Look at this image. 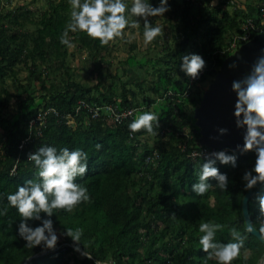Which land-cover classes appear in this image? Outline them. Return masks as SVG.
<instances>
[{
	"label": "trees",
	"instance_id": "obj_1",
	"mask_svg": "<svg viewBox=\"0 0 264 264\" xmlns=\"http://www.w3.org/2000/svg\"><path fill=\"white\" fill-rule=\"evenodd\" d=\"M46 1V9L37 15L26 5L7 9L9 0H0V264H110L111 259L113 264H218L201 249L198 225L208 219L222 223L216 238L225 240L231 238L233 225L243 230L242 202L248 189L242 175L253 164L255 153L237 152L235 168L217 162L228 173L227 190L214 187L195 194L191 184L206 158H190L192 150L203 147L193 114L204 95L198 85L211 83L223 61L245 43L238 40L234 48L222 52L247 18L259 21L260 5L242 8L239 1L218 0L210 8L208 0H169L171 9L163 17L171 38L161 31L154 39L161 52L139 58L137 45L130 44L129 56L121 62L143 73V78L156 79L138 80L134 90L121 74L104 71L102 62L119 38L100 44L84 32H70L76 50L85 52L93 64L90 74H97L93 85L79 81L70 65L75 52L59 39L69 19L70 0ZM149 19L157 24L156 17ZM140 29L143 34L142 24ZM187 52H199L207 62L206 73L193 86L185 73L178 75L179 57ZM23 71L28 73L26 83L20 79ZM187 89L191 93L184 97ZM20 92H26L24 99ZM13 101H18L19 110L9 119L5 111ZM107 107L117 112L155 111L159 126L132 134L128 123L134 117L118 123ZM40 110L47 118L45 127L31 126ZM44 143L81 147L89 154V171L81 182L91 199L70 211L56 209L52 219L58 231L83 228L81 242L91 257L81 253L71 257L75 246L67 235L54 250L27 247L19 237L20 217L8 203L7 193L25 179L35 178L28 154ZM261 194L264 182L255 186L249 201L252 220L259 216ZM246 245L251 249L248 259L242 252L233 264H259L264 243L249 234Z\"/></svg>",
	"mask_w": 264,
	"mask_h": 264
},
{
	"label": "clouds",
	"instance_id": "obj_2",
	"mask_svg": "<svg viewBox=\"0 0 264 264\" xmlns=\"http://www.w3.org/2000/svg\"><path fill=\"white\" fill-rule=\"evenodd\" d=\"M70 7L69 19L59 39L62 44L74 47L70 32H84L89 37L97 38L100 44H108L116 38L124 37L126 29L141 24L144 43L148 44L162 31L161 26L149 17L164 16L170 11L171 4L169 0H158L155 5L153 0H70ZM232 40L228 41L223 53L229 51ZM179 61L180 70L191 79L197 78L207 63L199 52L184 53ZM230 67H235V62ZM232 90L237 97L234 106L236 125L244 130L243 144H238L237 148L241 153L250 150L255 153L253 164L242 175L244 188L251 189L258 182H264V49L252 64L249 73L233 80ZM132 111L138 113L128 123L132 134L141 129L152 132L154 126H159L160 116L157 112L130 110V113ZM228 131L226 127L219 128L221 134ZM101 146L97 144L98 148ZM27 159L34 162L35 178H27L23 183L17 184L16 189L7 193L6 197L20 217L17 227L19 237L26 241L27 247L41 246L44 250H54L60 236L67 235L73 240L76 251L91 257L81 242L83 228L65 227L58 231L52 219L56 209L70 211L81 202L91 199L88 187L81 182L89 171L88 152L81 147H58L56 144L44 143L30 152ZM218 161L235 168L238 153L224 149L208 153L200 165L198 179L191 184L192 192L202 195L214 187L228 189V173L220 170ZM257 200L260 210L258 218L252 220L242 214L243 230L233 225L229 239L216 238L217 231L224 228L222 223L212 219L200 221L198 229L201 235L198 243L206 253V258L214 259L218 264H233L243 252L244 259L247 260L251 252L246 245L247 236L255 234L264 241V194L259 195ZM33 220L41 223L34 226L31 223ZM97 264L101 262L97 261ZM259 264H264V256L259 259Z\"/></svg>",
	"mask_w": 264,
	"mask_h": 264
},
{
	"label": "water",
	"instance_id": "obj_3",
	"mask_svg": "<svg viewBox=\"0 0 264 264\" xmlns=\"http://www.w3.org/2000/svg\"><path fill=\"white\" fill-rule=\"evenodd\" d=\"M262 49H264V33L256 35L251 41L241 45L237 51L223 61L200 104L194 108V118L196 126L200 130L201 145L217 149L231 148L240 152L237 145L243 144L244 130L236 125L234 106L237 97L232 90V82L249 73ZM234 62L235 67H230ZM220 127H226L229 131L221 134ZM260 183L258 182V184ZM254 187L248 189L243 197L242 213L245 218L251 219L249 201L253 195ZM261 242L264 243V241Z\"/></svg>",
	"mask_w": 264,
	"mask_h": 264
},
{
	"label": "rangeland",
	"instance_id": "obj_4",
	"mask_svg": "<svg viewBox=\"0 0 264 264\" xmlns=\"http://www.w3.org/2000/svg\"><path fill=\"white\" fill-rule=\"evenodd\" d=\"M208 5L210 8H213V6L216 5L218 0H208ZM239 1V4L242 8L247 7L248 4L251 5H259V0H236ZM131 2V0H129ZM158 3V0L156 4ZM8 7L7 9L11 8H17L20 5H26V9H29L30 11H33L35 14L39 15L42 11H44L47 7V1L46 0H9V3H5ZM246 9V8H245ZM157 24L161 26L162 32L165 35L166 38H171L172 31L168 23L165 21L163 16H157L156 17ZM143 23V21H141ZM204 29V28H203ZM205 30V29H204ZM199 40V39H198ZM130 44H136L137 45V55L140 58L141 56L147 55L149 53L150 56H155V54H158L161 52L162 47L156 46L155 42L152 41L148 44L144 43L143 34L140 29V25L137 27H130L126 29V35L124 37H120L119 39L114 41V47L111 49L109 53L106 54V58L104 59L103 67L104 71L110 72L112 74H121L122 81L128 82V88H133L134 90H137L135 87V83L138 80H146L147 82L156 81L154 79V76L149 75L147 78H143L144 74L141 73L138 70L131 69L127 64H122L121 62L125 61L129 56V46ZM70 50L75 52V56L72 57L70 60V65L75 69L76 75L78 76L79 81L86 85H93L96 80L97 74H90L89 70L93 68L92 62L87 60L86 53L80 52L76 50L75 47H70ZM154 54V55H153ZM110 63V64H108ZM127 70V73H123V69ZM152 71V70H151ZM117 72V73H116ZM28 73L26 71H23L20 74V79L22 82L26 83V77ZM178 75L185 76L184 73L180 70V73ZM61 74H57L56 80L60 82L61 80ZM211 83L207 82L202 85H198L199 90L202 91L201 93H205L208 89L209 85ZM11 89H14L13 86H10ZM21 97L24 99L26 96V92H20ZM41 93V90L38 92ZM145 94H147V91H145ZM19 110V104L18 101H13L11 103V106L5 111L6 117H9L11 119L15 114H17ZM194 115V114H193ZM3 132V128L0 126V133ZM62 235L60 236L59 240H62ZM81 252L76 251L75 249L72 250L70 254L79 256ZM74 262V261H73ZM110 264H113V259L109 261Z\"/></svg>",
	"mask_w": 264,
	"mask_h": 264
},
{
	"label": "built area",
	"instance_id": "obj_5",
	"mask_svg": "<svg viewBox=\"0 0 264 264\" xmlns=\"http://www.w3.org/2000/svg\"><path fill=\"white\" fill-rule=\"evenodd\" d=\"M259 21L256 22L253 18H247L240 26V32L236 33V35H234V39L231 42V47L234 48L236 46V42L238 40L241 41H245V43L251 41L256 35L263 33L264 32V1H262V3L260 4V14L258 17ZM243 43V44H245ZM207 69L206 67L204 68V70L200 73V75L195 78V79H190V85L193 86L196 81H198L201 76H203L206 73ZM190 90L191 89H187L184 92V96L188 97L190 95ZM168 95H171V93H169ZM176 94H172L171 96H175ZM80 104H83V102H81ZM104 110V108H103ZM130 110H136V109H128V110H124L122 112H117V109L114 107H107V113H110L109 116L113 118L114 121L118 122V123H123L126 122L129 118L134 117V115L136 114V111H132L130 113ZM43 111H39L37 113V116L35 118H33V120L31 121L30 125L31 126H37V124L45 127L46 125V117L44 114H42ZM47 113V112H46ZM96 114H94L95 116H98L100 113L98 112V109H96L95 111ZM215 151L214 149L211 150L209 148L206 147H201L199 150L198 149H194L190 152V157L194 158V159H198V158H207L208 153Z\"/></svg>",
	"mask_w": 264,
	"mask_h": 264
},
{
	"label": "bare ground",
	"instance_id": "obj_6",
	"mask_svg": "<svg viewBox=\"0 0 264 264\" xmlns=\"http://www.w3.org/2000/svg\"><path fill=\"white\" fill-rule=\"evenodd\" d=\"M229 56H230V55H229ZM229 56H228V57H229ZM210 149H211V150H213V149H214V150H217V148H210ZM218 150H221V149H218ZM190 158H192V157H190ZM192 159H194V158H192ZM194 160H195V159H194ZM261 183H262V182H261ZM261 183H260V184H261ZM258 185H259V184H258ZM256 186H257V185H256ZM254 188H255V187H254Z\"/></svg>",
	"mask_w": 264,
	"mask_h": 264
},
{
	"label": "crops",
	"instance_id": "obj_7",
	"mask_svg": "<svg viewBox=\"0 0 264 264\" xmlns=\"http://www.w3.org/2000/svg\"><path fill=\"white\" fill-rule=\"evenodd\" d=\"M260 2V1H259Z\"/></svg>",
	"mask_w": 264,
	"mask_h": 264
}]
</instances>
